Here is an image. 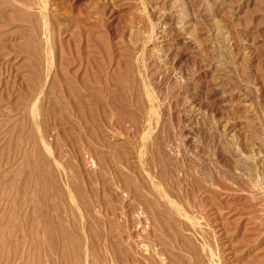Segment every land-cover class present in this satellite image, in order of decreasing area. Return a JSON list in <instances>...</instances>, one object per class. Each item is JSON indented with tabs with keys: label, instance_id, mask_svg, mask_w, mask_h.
I'll return each mask as SVG.
<instances>
[{
	"label": "rangeland",
	"instance_id": "obj_1",
	"mask_svg": "<svg viewBox=\"0 0 264 264\" xmlns=\"http://www.w3.org/2000/svg\"><path fill=\"white\" fill-rule=\"evenodd\" d=\"M50 1L0 0V264H45L46 258L63 263L57 237L43 255L40 219L53 202V213L72 227V236L84 238L74 202L54 189L64 180L73 184L63 154L77 161L84 146L96 162L95 152L103 164L110 163L111 172L102 179L105 193L101 179H94V187L99 199L116 205L121 194L113 173L118 166L122 176L125 161H136L128 152L144 134L154 150L169 152L166 171L175 163L188 171L195 165L218 185L212 186L214 196L183 193L179 212L185 220L196 214L210 229L220 228L222 239L213 236L221 246L214 249L221 264H264L261 216L257 233L239 243L234 236L250 208L246 183L264 188V0ZM79 159L89 172L85 179L97 176L99 168L91 175ZM50 167L58 173L51 182L40 176ZM160 171L161 166L157 176ZM165 179L170 187L171 178ZM160 228L165 240L184 248L186 238L201 249L179 224ZM250 241L253 247L244 244ZM101 256L98 251L97 261L106 264Z\"/></svg>",
	"mask_w": 264,
	"mask_h": 264
},
{
	"label": "bare ground",
	"instance_id": "obj_2",
	"mask_svg": "<svg viewBox=\"0 0 264 264\" xmlns=\"http://www.w3.org/2000/svg\"><path fill=\"white\" fill-rule=\"evenodd\" d=\"M51 1L53 2V0ZM72 89L69 88V91H71V94H73L75 98V102L76 103L78 101L81 102V99H79L78 94L75 93ZM120 122H122L121 118L120 120H117V124H120ZM132 124L135 125V121H133ZM79 145L81 144L79 143ZM131 148H133L132 151H129L128 149L129 151L128 153L134 155L136 161L134 163L131 162V160L125 161L126 165L125 163L124 165L126 171L125 174L123 172H122L123 174L120 172V175L122 176H118L117 172L120 171V169H118L117 165L115 169L116 171L113 173V175H115L114 177H116V179L118 180L115 188L121 194L116 205L112 204L110 200L107 199V197L102 200L99 199L97 196L98 194L97 189H95L94 187V183H96L97 185L98 182V181L97 182L94 181V179L95 178L101 179L103 185V187L101 186L103 190L102 194L105 193V189H107L108 187H106L105 185L106 183H103L104 182L103 180L105 174L107 175L108 173L111 172L110 171L111 169L109 170L110 167L108 165L110 163L103 164V162H101L102 159L99 158V154L95 152L97 158V162H96L91 152V149L90 150L88 148L86 149L84 146L80 147L77 150V153L75 155L76 159L78 158L77 161H75L69 154H67L68 152L63 154V158H62L63 162L61 163L62 165L66 164L68 176L72 177L71 179L73 181V184L71 185L67 184L66 181L63 179L64 180L63 183L61 182H59V184L57 183V185L54 186V189L59 191L64 196H66L67 197L66 199L69 200L71 199L74 202L72 205L74 211L77 212V214L75 213V216L78 220L81 219L80 222H83L85 224V227L84 225L82 226L80 224L83 230L85 228V232H82L83 234L81 235L84 236V238L83 237L80 238V236L75 238L72 236L73 234L72 227L62 222L63 218L59 212L56 214L53 213L54 211L53 209L57 211V206L56 204L54 205L53 202L48 201L49 203L45 207V210L41 212V217H40L43 228L42 241L46 242L45 252L44 250L42 249L41 250L45 253L43 254L45 255V258L47 257L50 250L52 251L53 240L54 238L57 237L58 240L60 239L61 243H63L62 244L63 247L60 250L61 251L60 258L61 260H63L62 261L63 263H60L61 262L60 260L59 262L60 264H68V260L71 261V258H74L76 264H99V262L97 261L98 251L100 254H102L101 257L104 258L106 264H119V261L122 262V260L124 262L123 264H166L165 263L166 261L168 264H221V259L223 257H221L220 255L221 253H218L216 250H214L215 248H220L221 246L219 247V243L216 241L217 239L215 240L213 236L215 235L222 239V237H220L221 236L220 228H218L214 224V227L210 229L209 222L207 220H204L202 216H198L196 214H192L189 217L190 219L188 218L185 220V217H183V215L179 212V207L182 203L181 197L183 193L188 195L189 193H191L195 195V197L197 198L198 196L200 197V195L197 196L198 191H201L202 193L207 191L210 196H214L215 191L212 188V186L218 187V185L214 182L213 179L209 181L206 172H202L200 168L198 169L197 166L195 165L188 171L182 169L180 166H178L177 163H175L174 170L171 169L170 172L166 171L165 167H166L167 157L164 158V155H166L169 152L165 154L164 153L165 148L163 149V151L160 148L157 151L156 148L154 147L155 148L154 150L150 146L148 138L147 136H145V134L143 136V141H141L140 144H137ZM169 150L171 153L172 148ZM114 155H115V150H114ZM132 155L131 157H133ZM79 156L80 158L82 156L81 160L83 162V165L87 167V170L90 169L91 170L90 172H92L93 168L94 169L99 168L98 171L100 170L104 175H99L100 172L98 173V171L96 173L92 172L91 175L94 173V175L97 176L92 175L90 176L89 179L86 177V179H88L86 181L85 176L89 172L86 170L87 173H85L82 170ZM235 158L237 159L236 161H240L238 155ZM247 159H249V157H245V160ZM41 160L43 162V159ZM49 160L51 159H48V161ZM96 164H98L99 167L98 166L96 167ZM121 165L122 164H120V166ZM159 166L163 168V172L160 171L159 176H157L156 172ZM201 169L205 170V168L202 167ZM57 175L58 173L55 174V171H53L50 167L49 171L48 170L42 171L40 176L45 177V179H48L50 181L51 179L52 180L55 179ZM166 177L171 178V184L168 181L170 187L167 184H165ZM209 177L211 176L209 175ZM157 178L158 179L160 178V180L157 181ZM234 178L236 179V177ZM234 178H230V180L234 183V185L238 186V189H241L239 187L240 184L237 183ZM144 179L147 182H145ZM206 181L208 182V184L205 186L203 185V183L205 184ZM86 182L89 184V187L91 188L90 189L91 192H93L96 195L94 198L90 197V195L92 196V194L89 195L90 191L89 192L87 191ZM259 186L260 185L257 182H254L253 184H251V182L246 183L249 200L251 202L248 206L250 208L245 212L246 216H245L244 224L241 225L237 223L234 227L236 230L234 233L236 235L234 236H237L235 241L236 243L245 240V238L247 236H250L251 234L257 233V229H255L256 228L255 224H256V220H258L259 218L258 216H261L262 218L260 220H262V226H263L262 232H264V188L263 186L262 187ZM50 191H52V189L51 190L48 189L47 193L48 194L51 193ZM176 198H178L180 202H176L175 200ZM205 203H206L205 200L201 199L199 201V206L203 207ZM163 208H166L169 211L170 215L164 213ZM183 218H184L183 220L184 223L182 221H181L182 223H180L179 219H183ZM173 221H179V222H173ZM161 224L168 225L170 230L177 229V224H179L180 227H182L183 231L186 230V232H189L190 234L194 235L200 241L201 244L200 250L202 252V257L204 256L205 259H201L199 257L200 252L198 251L200 250H198L197 247L195 248L194 246L195 244L193 245L192 244L193 242L191 243V241L187 240L186 238L182 240L184 248L179 247L176 243L173 244L172 241L165 240L166 238L162 235L161 232V228H160ZM249 224L250 226H248ZM57 227L59 231H56ZM87 230L89 233H92L94 237L92 236V234H88ZM106 230L108 232L107 238L105 237ZM251 241L245 242L244 244L246 246L253 247ZM97 245L99 247H102V249L98 250ZM70 249H72V252H70ZM242 250L244 251L243 248ZM110 253H112L116 257V260L112 261ZM185 253L187 256L186 258L183 257ZM226 253H231V251ZM235 254L233 255L235 256ZM46 259L50 260L49 258ZM84 259L86 261H84ZM48 260L47 261L45 260L46 261L45 264H56V262L53 261V259L51 261Z\"/></svg>",
	"mask_w": 264,
	"mask_h": 264
}]
</instances>
